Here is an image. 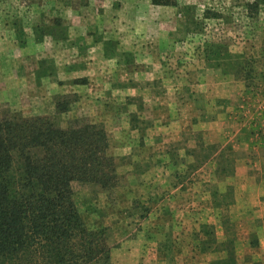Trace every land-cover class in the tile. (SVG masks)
<instances>
[{
  "label": "rangeland",
  "instance_id": "obj_1",
  "mask_svg": "<svg viewBox=\"0 0 264 264\" xmlns=\"http://www.w3.org/2000/svg\"><path fill=\"white\" fill-rule=\"evenodd\" d=\"M260 1L150 0L148 9L0 0V107L61 127L85 119L106 132L114 185L76 183L73 198L88 229L105 228L109 264L264 263L254 234L245 256L235 239L256 227L235 191L236 158L255 165L264 155ZM79 11L85 33L72 25ZM110 15L120 24L109 39ZM194 186L200 207L183 208Z\"/></svg>",
  "mask_w": 264,
  "mask_h": 264
},
{
  "label": "trees",
  "instance_id": "obj_2",
  "mask_svg": "<svg viewBox=\"0 0 264 264\" xmlns=\"http://www.w3.org/2000/svg\"><path fill=\"white\" fill-rule=\"evenodd\" d=\"M107 147L104 128L85 119L61 127L0 107V264H109L105 228L88 229L73 198L76 183L113 187Z\"/></svg>",
  "mask_w": 264,
  "mask_h": 264
},
{
  "label": "crops",
  "instance_id": "obj_3",
  "mask_svg": "<svg viewBox=\"0 0 264 264\" xmlns=\"http://www.w3.org/2000/svg\"><path fill=\"white\" fill-rule=\"evenodd\" d=\"M121 1L122 2L120 3V5L123 8L139 7L141 3H142V5L144 4L143 5L144 8L150 9L152 7L150 0H121ZM146 12H148V11H146ZM76 16L78 17V19H77V17L74 16L73 20H72V25L74 26V28H78L79 30H82L85 33V30H84L85 25L83 23V21H84L83 15L79 11L76 13ZM107 16H109V13H107ZM112 17L113 16H111V18L109 20H105L104 23L102 22V28L106 29V30L102 29V32L104 33L105 37H107L109 39L112 37V33L118 27V24H120V21L117 17H114V18H112ZM96 23L99 25V24H101V21H97ZM86 30H87V28H86ZM72 33H73V30H72ZM106 34H107V36H106ZM69 37L72 38V36H69ZM72 41L74 42V44H76V42H77L76 39H73ZM136 47H138V46H136ZM103 59L104 58H101L100 60H103ZM146 62H148L147 58H146ZM102 63H103V61H102ZM137 80L132 81L133 85L136 84ZM133 90L134 89H132V90L128 89V91L126 93L133 91ZM135 90H137V89L135 88ZM115 92L120 93L121 91L115 90ZM130 110H133V109H130ZM135 110H136V108H135ZM199 128H200V126L196 127V129H199ZM258 158H259V160L256 162L255 165L247 164V158L245 160L244 155H241L240 158H236V161L239 160V167L236 169V178H238V182H236L235 185L238 186L239 188H242V192L241 191L237 192L235 185L233 186L232 182L228 183L230 188L233 189V187H234L236 193L242 195V202L246 203V207L251 208V211L248 213V215L251 216L252 218H250V221H247L246 223L249 224L251 222L250 223L251 225H256V227H254L252 229L249 228L246 231L241 230L240 232L235 233L236 234L235 239L238 240V244H237L238 248H240V245H241V248L244 249V252L243 251L240 252V256H245V254H251V252H250V247H251L250 234H254L255 238L257 240L256 245H255L256 247H254V248L251 247V249L253 248L256 251L258 250L259 252H261L262 255H264V229L262 227V225H264V155H262V156L258 155ZM227 188L228 187H226V189ZM195 192H197V194ZM218 192H221V190H219ZM193 193H194V195H193L191 201H188V202L184 201V203L182 201L181 206L183 208H187L188 206H190V203L193 204V207H195V205H198L200 207V200H201L200 199V196H201L200 187L194 186ZM195 200L197 202H195ZM209 203H211V200L209 201ZM210 207L219 208V207H221V205L214 203V205L210 204ZM227 207L230 208V210H231L234 207V203L231 202ZM245 252H248V253H245ZM236 253H237V251H236ZM237 254H239V253H237Z\"/></svg>",
  "mask_w": 264,
  "mask_h": 264
}]
</instances>
